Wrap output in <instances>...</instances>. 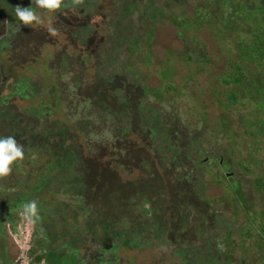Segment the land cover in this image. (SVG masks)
Listing matches in <instances>:
<instances>
[{
  "label": "trees",
  "instance_id": "obj_1",
  "mask_svg": "<svg viewBox=\"0 0 264 264\" xmlns=\"http://www.w3.org/2000/svg\"><path fill=\"white\" fill-rule=\"evenodd\" d=\"M98 1L74 3L63 0L61 9L48 11L38 8L34 0H13L7 16L9 20L0 21L1 50L12 47L14 33L20 38L22 32L31 30V35L24 36L18 46L34 56L44 45L43 34L50 33L47 28L56 29L58 35H68L72 28V39L81 47L82 62L79 65L95 71L92 83L86 86L88 89H81L80 83L86 74L71 70L74 74L72 85L76 86L69 94L74 95H64L59 80L51 75L48 67L50 57L46 56L42 61L35 58L39 65L35 73L39 76L40 91L29 78L19 76L18 82L8 87L9 94L1 93L0 116L7 135L0 134V138L13 137L25 143L23 160L11 166V181H7V176L0 177L1 240L7 238L8 225L14 228L22 222L23 225H41L44 233L52 236L53 226L58 230L64 218L72 217L74 224L82 227L81 233L87 232L95 238V243L98 241L97 251L92 250V264H118L122 249L142 251L163 245L172 249V256L180 259V264H205L207 260L212 264H228L237 250H242L250 259L255 257L257 264H264V175H253L256 176L253 181L256 198L249 195L243 182L235 180L234 176L227 175L222 179V174L213 175V187L224 188L223 197L237 203L241 209L244 225L236 234L238 225L230 226L227 219L228 225H225L220 216L209 211L216 196H211L213 193L207 186L211 182L205 185L204 178L198 175L199 167L209 168L211 172V166L205 162L213 153L201 146L208 143L204 138L205 131L193 136H187L184 131L179 136L177 130L181 124L176 116L165 113L162 106L148 99L151 95L159 102L164 101L167 99L164 91L137 84L136 72L128 63L129 56L121 64L120 55L113 54L121 50L122 46L118 44L124 43L123 40L102 58L92 59L95 28L81 26L82 19L97 8ZM182 1L186 0H180V3ZM17 6L32 7L43 23L23 24L16 15ZM138 8L139 3L119 0L118 9L125 15ZM182 13L176 19L181 25L198 30L199 34L202 29L209 28L210 32L218 29L217 42L223 47H238L237 56L214 77L216 88L227 90L223 94L232 105L247 108L249 104L243 117L246 133L261 137L260 143L264 145V0H204L192 16L185 18L187 13ZM170 15L174 17L172 13ZM76 20L82 21L78 28L70 27L69 24L72 26ZM111 23L114 30L123 26L119 18ZM152 35L148 31L149 40ZM133 40L130 48L134 54L140 43L136 38ZM188 40L195 42L197 35ZM191 43L189 46L193 48ZM5 53L8 54V49ZM170 55L173 57V53ZM181 57L190 63L193 61L190 51ZM124 69L131 72L132 89L123 90L118 85L125 86L127 81L130 82V76L121 72ZM3 70H0V83L3 82ZM30 70L33 71V65ZM163 73L168 80H173V65L165 67ZM70 96L79 101V106L66 112V106L75 103L69 100ZM14 97L35 105L22 107L23 110L6 108L7 99ZM56 115L63 120L56 119ZM222 120L227 129L223 133L227 142L224 150L213 155L216 162L224 157L235 159L234 152L244 143L240 140V129L234 131L227 117ZM110 156H114L112 161ZM228 164V161L224 162L225 166ZM253 164L260 165V162L244 161L245 168ZM25 172L28 173L25 179L18 177L17 173ZM127 173L131 175L125 176ZM60 185L71 193L74 206H58L55 196ZM32 203H35V211L29 212L26 206ZM217 204L219 208L224 202ZM213 216L215 230H223L218 236L210 235L204 224L208 220L211 222ZM80 220L81 224H78ZM235 235L239 238L237 241L232 240ZM45 237L48 242L55 241ZM200 240L202 245L193 244ZM219 244H223L221 250H218ZM67 253L73 254L66 257L68 260L64 264L84 262L78 256L81 249ZM214 253L223 255L227 261L219 260Z\"/></svg>",
  "mask_w": 264,
  "mask_h": 264
},
{
  "label": "rangeland",
  "instance_id": "obj_2",
  "mask_svg": "<svg viewBox=\"0 0 264 264\" xmlns=\"http://www.w3.org/2000/svg\"><path fill=\"white\" fill-rule=\"evenodd\" d=\"M127 1L139 3L138 11L125 15L124 12H121V10L118 9L119 0H99L97 8L82 19L84 20V23L81 27L90 25L92 28H95L93 43L91 46V50L94 52L92 59L97 61L102 58L107 52L111 51L110 49L115 46L117 42L123 40L124 43L118 44L122 46L121 50L114 51L113 54L115 56L118 54L120 55V58L122 59L121 64H124L126 62L124 60L129 56L128 63L133 66V69L136 72L137 84L147 85L152 89L161 88V90L164 91V95L167 97L166 100H160L159 102L156 97L151 95L148 99L153 103L162 106L165 113H170L173 114V116H176L177 121L181 124L180 128L177 130L179 131V136L182 135V132L184 131L187 136H193L196 132L205 131L206 137L204 138L207 139L208 143L205 145L202 143L201 146L203 149L207 148V150L213 153L205 162L207 165L211 166V172L209 168L203 169V167H199L198 175L204 178L205 185L208 184L207 182H211V184L207 186L210 187L209 191L213 193L211 196H216L215 204L212 205L209 211L220 216L224 221L225 219L229 220L230 226L238 225V228L236 229V234H238L241 225L244 223L241 222V219H243V215L240 212L241 209L237 203L223 197L224 188L220 189L221 187H213L212 182L214 179L213 175L216 173L222 174V179L227 175H232L235 180L243 182L245 190L249 195L256 198L257 191L253 185L256 176L253 175H264V145L260 143L262 138L258 136L253 137L246 133V123L243 120L249 104L247 105V108L238 106L237 104H230V101L225 98V95L223 94V92L227 90L216 88L218 85L214 80V77L222 73L224 68L229 65V61H231L230 59L237 56L238 47H233L232 45H224L223 47V45L217 42L218 29L213 32H210L209 28L202 29L199 34L197 33L198 30H190L176 20L178 15L183 14L182 11L187 13L185 18L187 16H192L197 7L204 4V0H186L182 1V3H180V0ZM12 5L13 0H0V21L4 18L8 19L7 16L12 10ZM171 13L174 17L170 15ZM116 18L121 20L123 26H119L114 30L111 22ZM81 22L82 21L80 20H76L72 22V26L70 24L69 26H75L78 28V25H80ZM45 23L47 24L48 22L45 21ZM69 30L68 35H58L57 33L53 36L50 33H44V45L41 49H38L35 56L31 53H26L18 46L24 36L31 35V30L22 32L20 38L14 33L12 38L13 41L11 43L12 47H2V50L0 48V70L4 69L2 74L3 82L0 83V95L1 93L5 95L9 94L8 87H10L11 84H16L19 76L29 78L31 84L37 87V91H40L38 85L40 83L38 81L39 76L35 73L39 68V65H36L38 61H35V58L42 61L46 56L50 57L47 64L51 69V75L59 80V86H62L64 95H74L73 93L69 94V92L72 91L71 88L76 86L75 84L72 85L74 74L70 73L71 70L84 72L86 74L80 83V86L81 89H88L86 86H89V84L92 83L95 71L94 69H84L83 65H79L82 62L80 54L81 47L76 45L75 39H72V36H74V33H70L72 28ZM148 31L153 33L151 40H149ZM42 33L43 32L40 29L41 37ZM195 35H197V40L191 43L188 39ZM133 38L138 39V42L140 43L139 47L136 49L137 51H134V54L130 48V44H133L134 42ZM188 41L192 44L194 50L189 46L190 43L188 44ZM7 49L8 54L5 53V50ZM186 51L192 52L193 61L191 63L187 58L181 57ZM170 53H173V57H171ZM88 62L90 63V61ZM62 63L66 64V66H63ZM171 64L173 65L175 77L170 81L165 77L163 71L165 67L170 66ZM28 65L29 67L27 68L26 66ZM31 65H33V71L30 70ZM121 72L126 76H130V82L127 81L125 86L120 83H118V85L121 86L123 90H128L129 87L132 89L134 82L131 80V72L128 69L121 70ZM171 82H173V84H171ZM168 86H170L169 90L166 91ZM219 91H222V93ZM69 100H74L75 103L71 104V106H66V112L73 108L74 110L78 109L79 101L76 102L74 96H70ZM7 103L8 106L6 108L8 109L35 105L31 101L20 100L18 97L7 99ZM227 104H229V106L225 107ZM23 109L24 108H22V110ZM222 117H227L229 119L228 124H230L234 131L240 129L242 132L240 140L244 141V143H242V145L234 152L233 156L235 159H232L233 157L231 159L229 157H224L222 161L216 162L213 155L224 150L226 146L225 142H227V140H225V135L223 134L227 129L224 126ZM55 118L63 120L61 116L59 118V116L56 115ZM172 120L175 121L174 119ZM255 122H257V118H255ZM0 134L7 135V131L1 121V116ZM17 143L22 146L25 145L22 141H17ZM259 147L262 149L261 151L257 149ZM33 157L37 160L35 155H33ZM113 159L114 156H110V161ZM245 160H250L253 163L257 160L260 162V165L253 164L252 166H249V168H245ZM223 161H228V166H225ZM41 162H43V160H41ZM235 162H237V165ZM239 162H243V164H239ZM24 170H26L25 167ZM250 170H252L251 173ZM134 172L137 174L136 171ZM17 174L18 177L24 179L28 175L27 172ZM128 175L131 174L127 173L125 176ZM207 176L209 179H207ZM6 178L7 181H11L10 175H7ZM51 195L52 194H49V196ZM55 199L59 203L58 206L63 205L64 208L67 207L66 205H75L71 193L62 189L61 185L58 187V193L56 194ZM48 200H51L50 197ZM222 201L224 202V205L218 208L217 203ZM256 204L257 206L259 205L258 203ZM64 219L63 224L65 225L59 224L58 230H55L53 226L54 230L51 232L54 235L51 236L45 232L43 233V236L52 237L51 239H56L57 237L61 238L59 243L64 246L61 251L81 249L80 256L85 260L84 264H92V258L90 255L92 254V250L97 251L98 244L96 243H98V241L95 243V238L90 236L87 232L81 233L80 228L82 227L75 225L72 217H66ZM213 220L214 216L211 218V222L208 220L204 224L208 227L207 232L210 235L216 234L218 236L223 230L216 231V226L213 224ZM78 224H81V220ZM27 225L28 227H25L26 229L28 228L27 231L34 228L31 223H27ZM225 225H228L226 224V221ZM33 235L34 234L32 233L26 232L21 235L23 238V246L21 248L15 241L16 239L14 240V245H17L18 248L17 252H25L28 244L24 243L29 241ZM187 237L189 238V233ZM238 239L239 238L235 235L232 240L237 241ZM43 240L48 241L46 237ZM193 244L202 245V241H196ZM56 246L57 245L54 247ZM222 248L223 244H219L218 250H221ZM143 250L126 251L122 249V252L118 257V264L181 263L180 259L176 256H172V249L165 245L157 246L155 249L146 248ZM12 251L14 252V250ZM60 253V251L56 252L55 256L51 254V257H53V260L59 261V259H61L62 264L65 262L67 263V258L71 255L67 253L66 256L59 257ZM61 255H63V253ZM214 255L219 260L227 261L226 257L223 255L219 256L216 253H214ZM231 259L232 261L228 264H257V262H255V257H252V259L248 258L242 250H237ZM205 264H212V262L207 260Z\"/></svg>",
  "mask_w": 264,
  "mask_h": 264
},
{
  "label": "flooded vegetation",
  "instance_id": "obj_3",
  "mask_svg": "<svg viewBox=\"0 0 264 264\" xmlns=\"http://www.w3.org/2000/svg\"><path fill=\"white\" fill-rule=\"evenodd\" d=\"M26 226L28 227L27 224L23 225V222L20 225L16 226V228L19 229L17 230L19 232L15 231L16 229L14 228L15 226H12V225L6 226L7 227V238L4 239V241L1 240L0 238V264H62L61 259H59L58 261V260H53V257H51V254L55 256V253L58 251L61 252L59 254V257L66 256V251H61L64 248V246H62L59 243L61 238H58V239L56 238L54 242L45 241L43 240L45 239V237L43 236L44 230H43V227H41V225L38 227L34 225V228L29 230L30 232L27 231L28 228L26 229L25 228ZM25 232L32 233L35 236L33 235L34 237L32 236V238L29 239V241H26L24 243V244H28V246H26L25 252L22 253L19 251L15 254L16 256L15 257L10 252L8 238L12 236L14 240L16 239L15 241L21 248L23 246V238L21 237V235ZM20 233L22 234L19 235ZM1 244H3V246ZM55 245L57 246L54 247ZM62 253L63 255H61ZM69 254L72 255L73 253H69ZM78 256H80V253H78ZM90 257L92 258V255H90ZM84 263H85V260L81 264H84Z\"/></svg>",
  "mask_w": 264,
  "mask_h": 264
},
{
  "label": "clouds",
  "instance_id": "obj_4",
  "mask_svg": "<svg viewBox=\"0 0 264 264\" xmlns=\"http://www.w3.org/2000/svg\"><path fill=\"white\" fill-rule=\"evenodd\" d=\"M74 3H80L81 0H73ZM35 5L40 9H46L48 11H57L61 9L63 0H34ZM16 15L19 20L25 24L30 25L33 23H43L41 17L37 15L36 11L32 7L17 6ZM48 31L51 35L57 34L56 29L49 27ZM24 151L23 146L18 144L13 137L0 138V177H5L10 174L12 165L18 161L23 160ZM35 203L26 206L27 211H35Z\"/></svg>",
  "mask_w": 264,
  "mask_h": 264
},
{
  "label": "water",
  "instance_id": "obj_5",
  "mask_svg": "<svg viewBox=\"0 0 264 264\" xmlns=\"http://www.w3.org/2000/svg\"><path fill=\"white\" fill-rule=\"evenodd\" d=\"M8 240H9L10 252H11V254L13 256H15V254L17 253L18 248L16 247V245H14V239L12 238V236L9 237ZM12 250H14V252Z\"/></svg>",
  "mask_w": 264,
  "mask_h": 264
}]
</instances>
